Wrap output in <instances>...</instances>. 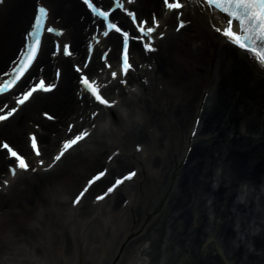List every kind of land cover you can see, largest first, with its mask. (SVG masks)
Listing matches in <instances>:
<instances>
[{"label": "bare ground", "instance_id": "obj_1", "mask_svg": "<svg viewBox=\"0 0 264 264\" xmlns=\"http://www.w3.org/2000/svg\"><path fill=\"white\" fill-rule=\"evenodd\" d=\"M100 1L103 5L109 2ZM37 3L50 8L51 23L58 27L57 30L65 32L62 40L57 39V42L70 43L73 56L51 59L52 52L45 43L32 77L42 74L47 80H53L54 69H58L61 71L60 82L53 95H38L14 119L1 125L0 140H8L20 151L30 153L26 136L38 125L42 159L49 162L59 142L66 136L69 123L77 122L73 132L87 127L86 120L79 122V118L86 116L91 101L86 98L76 100L78 80L72 64L84 61V47L93 32L94 22L78 0H5L0 4V77L22 46ZM132 9L138 12L139 17L149 20L153 14L158 17L162 22L159 31L165 32L166 37L158 41L157 54L146 57L140 48L135 49L140 53L136 67L141 64L142 68H138V73L129 82L142 86L140 96L131 90L132 87L121 88L118 81L113 82L115 89L108 93L119 103L121 98L124 99L119 105L127 111L130 120L126 122L120 117V111L114 108L105 110L103 121L108 122L106 118L113 121L111 127L114 129L105 132L104 140L92 139V147L73 158L67 157L54 170L43 173L38 168V172L29 178L24 175L17 182L11 180L13 183L6 192L0 191V264H35L40 255L51 252L47 249L53 244L61 253L63 249L59 245L64 232L72 234L79 249L78 255L67 264H87L85 253L93 246L82 245L79 234L84 226L82 223L74 224L75 220L70 221V216L74 218V215L68 207L88 176L105 168V158L115 156L116 151L120 154L112 160L113 165H108L109 179L130 171V168H141L142 174L135 185L119 194L117 200L120 202L133 199L129 193L135 189V199L153 197L152 190L137 186L142 178V182L152 186L163 177V173L152 177L149 165L163 170L170 164L166 177H176V190L158 218L162 219L157 220L156 243L162 234L161 224L169 215L177 231L172 235L177 244H181L184 259L188 258L189 264H264V70L248 53L236 50L214 32L209 21L215 19L219 26H224L225 19L197 1L188 2L183 10V19L189 23L178 35L174 32L176 16L174 13L164 15L162 0H137ZM119 41L116 35H110L104 41V46L111 49L108 56L111 62L117 59ZM95 50L86 72L101 80L104 75L106 82L109 75L104 70L97 72L103 67L99 59L102 50L97 47ZM150 66L153 68L149 70ZM147 80H150L148 84ZM128 94L133 95L132 101L126 100L125 95ZM10 98L11 95L0 98V108ZM46 112L55 118V122L42 118ZM195 119H199L200 125L197 135L191 139L189 130L192 131ZM134 144L143 145L145 160L130 153V146ZM188 148L191 149L189 152ZM162 151L167 154L164 160L156 154ZM106 153L109 154L105 156ZM6 156V152L0 151V185L7 174L5 170L9 161ZM184 158L186 164L182 166L180 162ZM31 160L36 166L37 161ZM109 179L99 182L93 193L104 189ZM115 201L108 202L101 215L107 219L114 218L118 212L111 204ZM208 201L210 206L205 205ZM138 203L148 208L140 211L142 218L138 219L135 227L121 233V240L111 253L108 264L119 257V250L127 239L139 234L145 219L152 217L155 205L149 206L141 199ZM59 206L65 214L53 208ZM87 206L91 207L90 204ZM40 209L43 210L39 213ZM210 212L215 219L214 249L221 261L206 256L203 251L193 255L203 228L211 223L207 215ZM95 213L93 211L87 216ZM239 219L243 228L248 229L245 237L253 248L232 246L238 240L234 226ZM249 221L252 222L250 225ZM30 223H40V226L44 223V226L38 231L29 227ZM114 225L113 230L117 231L119 226ZM93 238L90 236L88 239L87 236L86 243L90 244ZM208 240H212L210 234L204 238V241ZM222 249L229 250L231 257L227 258ZM56 251L49 254V257H54H50L51 264H61L62 259H69L70 256L65 254L59 257ZM97 256L100 257L96 260L98 263L101 254Z\"/></svg>", "mask_w": 264, "mask_h": 264}, {"label": "snow or ice", "instance_id": "obj_2", "mask_svg": "<svg viewBox=\"0 0 264 264\" xmlns=\"http://www.w3.org/2000/svg\"><path fill=\"white\" fill-rule=\"evenodd\" d=\"M4 2L5 0H0V4H4ZM85 2L91 12L101 18L100 25H105L106 22L105 30L102 32L104 37H108L113 30L122 33V71H113L111 72V76L114 79L122 76V82L126 85L128 83L127 78L130 72L134 71L136 68L133 56L134 42L136 40L142 41L144 49L149 53H154L156 51V35L154 34L157 33V30L160 27V20L155 19L154 25H150L147 19H144L143 21L138 20L137 13L135 11H130L121 0H114L115 8L110 6L108 8L101 7L98 5V0L97 2H94V0H85ZM129 2H131V0H129ZM164 3L169 10H181L180 16L183 17L182 10L185 7L183 0H164ZM199 3L203 4L205 9L224 16L226 26H219L215 22V19L209 21V26L213 30L218 34H221L229 43H232L239 49L248 53L251 59L259 66H264V0H199ZM117 9H122L124 12L128 13L131 20L135 22V28L138 29V31L133 32L125 30V28L115 20L113 14ZM48 16L49 9L41 4L34 18V26L28 34L29 38L26 41L25 50L20 54L19 61L12 70L11 77L7 79L4 84H0V92H4L10 87L16 85L17 82L22 81L36 64L38 57L42 52V41ZM187 23H189V21L183 18L180 19L179 28L183 29ZM47 31L55 32L57 29L49 27ZM160 35L163 36L164 33H160ZM71 54V51H69L68 55ZM108 67L112 68V64L109 63ZM86 68L87 65H85L84 68L77 65V69L82 73V78L80 79L81 94L90 95L99 106L107 108L114 107L117 104V101L106 96L103 91L106 85L98 78H90V75L86 72ZM5 75L8 76L9 74L5 73ZM55 87V84L50 82L46 83L42 78L37 79L27 91L20 94L18 103L19 105H24L33 97L34 93H38V91L50 92ZM17 111L18 109L14 107L7 113V115H0V121H6L8 117L12 116ZM44 115L49 116L50 114L46 112ZM98 115V111L94 110L92 112L93 117ZM73 127H75V125H73ZM68 131L72 132V128H69ZM90 135L91 133L84 130L81 133L74 135V138L66 139L63 142L62 149L55 156V161L59 162L66 153L74 148V146H77ZM193 135H195V133H193ZM31 144L35 150V154L37 156H42L41 146L35 133L32 134ZM3 148L8 149L11 156L16 158V162L11 168L12 175H16L18 169L30 170L33 167L30 164L29 159L8 142L5 141L3 143ZM39 163L42 166H45L46 164L42 158L39 160ZM46 166L51 168L54 164H47ZM106 174L107 170H104L93 177L89 183V187ZM136 175L137 173L135 171H129L126 176L117 179L113 186L103 195L99 196L98 199H104L109 193L116 191L120 185L125 183V181L134 178ZM5 183L9 182L5 181ZM87 191L88 188H85L83 192L76 197V204L81 202L84 192Z\"/></svg>", "mask_w": 264, "mask_h": 264}, {"label": "rangeland", "instance_id": "obj_3", "mask_svg": "<svg viewBox=\"0 0 264 264\" xmlns=\"http://www.w3.org/2000/svg\"><path fill=\"white\" fill-rule=\"evenodd\" d=\"M147 198L150 200L153 199V197H147ZM160 213L161 212H158V215L156 214L150 220L148 232L144 237L145 240L139 243H135L134 245H130V247H128L124 251V256L122 257L120 262L121 264H189L190 263L187 260L188 258L185 259L183 258L184 255L183 253H181L183 251L182 246L180 243L177 244L178 242L174 239L172 235L173 233H177V231L176 228L172 225V220L169 215L166 216L167 219H165L161 224L163 228H161L162 234L157 241L158 243L155 242V237L158 236V232H157L158 223H156V221L158 220ZM209 216L210 218L213 217L212 214H210ZM167 222L168 224L166 225ZM250 223L252 222L249 221V225ZM213 224L214 223L212 222L210 224H207V226L203 228L204 232L200 235L199 237L200 240L197 242V244H195L196 252H193V255L199 254V252L203 251L205 252L206 256L209 255L216 258L217 261H221L219 258H217L213 241L208 240L206 244L204 243V238L208 234H210L213 238L215 237ZM243 226L244 225L241 223V220L239 219L238 222L236 223L235 228H239V230L242 231L243 239H247L245 235L247 234L248 229L243 228ZM65 242L66 243L64 244V247H65V252H67L69 246L67 244V240Z\"/></svg>", "mask_w": 264, "mask_h": 264}]
</instances>
